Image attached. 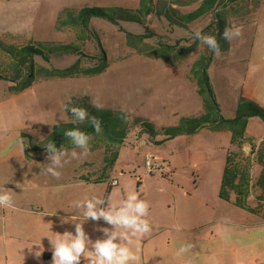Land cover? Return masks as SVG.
I'll return each instance as SVG.
<instances>
[{
	"label": "rangeland",
	"instance_id": "374dc122",
	"mask_svg": "<svg viewBox=\"0 0 264 264\" xmlns=\"http://www.w3.org/2000/svg\"><path fill=\"white\" fill-rule=\"evenodd\" d=\"M112 5L136 8L139 0H0L1 41L18 45L35 40L82 42L87 54L82 56L83 66L97 65L99 61L94 57H100L102 49L108 57L107 69L98 75L37 78L20 91H12L14 83L0 77V191L10 193L15 205L0 208V264H51L52 259L44 258V252L51 251V246L43 236L55 237L65 231L74 234V224H61L60 217L79 214L78 209L70 212L63 209L71 210L74 201L92 195H102L117 203L130 191L137 192L149 204L145 219L151 230L142 238H133L130 246L140 258L138 264H264V212L238 208L219 196L227 162L226 148L218 147L221 140L217 142L202 132L199 136L207 142L202 145L193 142L190 135L165 140L163 133L164 127L178 125L181 117L204 115L196 85L187 72L195 57L209 51L207 45L200 43L176 65L140 54L128 45L126 31L145 33L134 22L116 25L96 18L91 27L99 39L91 31L84 41L78 40L80 30H61L56 26L59 14L68 7ZM197 7L198 4L189 6L190 10ZM228 9L229 28L239 27L242 34L228 42L227 52L215 54L209 72L223 115L231 118L241 97L253 99L264 108V0L258 9L255 0H241ZM213 17L207 15L189 29L155 21L160 36L149 41L157 43L163 37L171 43L180 41L181 45H189L194 42V31L203 32ZM212 33L213 28L205 32ZM79 58L68 54L52 57L48 62L36 56L35 62L67 67ZM9 60L0 49V70ZM79 96L98 97L104 107L132 114V129L111 176L108 174L112 169L104 168L103 149H90L80 159H71L73 149L67 150L69 156L64 159L69 162L58 169L61 177L56 179L41 171L48 163V153L31 148L29 136L43 140L55 124L70 119L64 105ZM142 119L152 122L158 132L153 139L162 142H155L148 132L142 138L138 136L143 128ZM250 128L264 133V120L253 117ZM147 155L157 156L159 161L151 171L147 169ZM81 176L91 181L105 179L88 183ZM114 180L118 184H113ZM252 192L259 200L260 188ZM263 200L264 197L260 199ZM253 202L250 198L249 204ZM56 209V215L43 216L45 211ZM98 226L112 227L103 219L83 224L93 241L103 237V233L95 230ZM30 244L44 248L39 261L25 247ZM188 244L193 247L178 254L181 246ZM37 247L33 245L34 249ZM80 264H84L83 257Z\"/></svg>",
	"mask_w": 264,
	"mask_h": 264
},
{
	"label": "trees",
	"instance_id": "16d2710c",
	"mask_svg": "<svg viewBox=\"0 0 264 264\" xmlns=\"http://www.w3.org/2000/svg\"><path fill=\"white\" fill-rule=\"evenodd\" d=\"M241 0H139L136 8L112 6H86L83 8L68 7L64 9L57 18V28L65 30L74 28L80 30L79 41H84L88 33L92 31L99 39L98 33L91 27V23L96 18L107 19L108 21L120 25L121 22H134L145 29V33L136 34L126 31L127 43L138 53L148 57L160 58L164 62H173L180 65L182 60L195 51L200 44L195 40L190 46L174 43L160 37L161 40L150 42L153 37H157L159 28L156 22L168 23L172 27H182L189 29L190 25L201 21L207 15H213L214 19L209 27L203 31L208 32L213 28L214 34L221 47V52H227L229 43L223 39V31L230 27L228 12L229 7ZM257 9L261 6V0H255ZM191 4H198L194 10H190ZM156 19V20H155ZM0 49L5 52L10 60L0 70V77L11 81L12 91L24 90L32 85L37 78H70L80 76H94L104 72L108 67V57L104 49L100 57L95 56L99 63L95 66H83L82 56H87L83 51L82 42L63 40H35L26 45L15 43H5L0 40ZM68 54L78 55L77 62L67 67H50L37 65L36 56H41L48 62L52 57L62 58ZM214 53L205 51L195 57L189 65L187 75L195 83L197 92L202 101L204 115L201 117H181L178 125L166 126L163 128L165 140L179 136L190 135L204 127L215 130H230L232 132V149L228 151L226 167L223 173L219 196L225 201L236 206L255 211L249 204V197L256 187L261 193L259 200L263 198L264 191V168L258 180L255 182L251 178V157L242 154L239 147L248 138L246 132L251 117L259 116L264 120V108L253 99L241 97L238 103L237 114L233 118L225 117L218 100L216 91L211 81L209 68L213 61ZM90 96H79L72 99V105L85 108L90 115L96 116L102 125L103 131L97 134L94 128L87 122L83 124L58 123L53 127L52 132L43 140H36L30 137V145L34 151H46L45 145L54 143L59 149L61 146L65 150L73 149L69 138L64 136L67 129L78 127L91 135L90 149H103L105 170H111L117 163L120 156L121 146L125 143L132 129V114L113 107H104L97 110L91 106ZM69 118L71 113L68 112ZM121 116L124 119H121ZM142 130L140 134L150 133L152 139L158 135L152 122L142 119ZM155 142L160 143L162 141ZM255 146L252 145V153H255ZM260 162L264 164V147L259 149ZM31 157V155H30ZM82 179L90 183L104 182V177L91 181L87 176Z\"/></svg>",
	"mask_w": 264,
	"mask_h": 264
},
{
	"label": "clouds",
	"instance_id": "9594fccd",
	"mask_svg": "<svg viewBox=\"0 0 264 264\" xmlns=\"http://www.w3.org/2000/svg\"><path fill=\"white\" fill-rule=\"evenodd\" d=\"M241 34L239 27H226L223 31V39L230 43ZM193 40H199L200 43L207 45L210 51L219 56L221 47L216 36L203 34L202 30H195ZM89 103L98 111L104 109V104L100 102L98 97L91 99ZM64 110L71 113V118L65 119V123L83 124L87 122L97 134L103 131L101 121L96 116L90 115L85 108L72 105L71 99H69L68 104L64 105ZM121 119H124V117L121 116ZM64 136L69 138L73 145V150L70 153L71 159H80L89 154L91 135L75 127L65 130ZM45 149L48 153L46 156L48 163L41 171L59 179L61 172L58 169L63 168L64 164L69 162L68 159H64L69 156V152L63 146L58 149L51 142L45 145ZM75 149H81L82 151L78 153ZM8 181H5V183ZM113 183H116V181L114 180ZM105 204H107L106 207H98V205ZM14 207L12 195L7 191H0V208ZM75 209L79 210L78 215L60 217L61 224L68 222L74 224V234L65 231L55 237L51 235L43 236L48 238L51 246V264H80L82 257L84 264H130V262L138 264L140 258L130 246L133 244V238H142L150 232L151 228L149 221L145 219L148 215L149 204L147 201L140 199L137 192H128L126 197L117 203H113L109 198L102 195H92L74 201L71 210H63L70 212ZM56 214L57 209L51 212L45 211L43 216ZM101 219L112 227L98 226L95 230L103 233V237L93 241L85 232L83 224L87 220L99 221ZM176 227L179 230V226ZM33 245L38 247L34 249ZM25 247L28 248L30 254L34 255L36 260H40L44 251V248L41 249L40 244H30ZM191 247H193L191 244L182 245L178 254L187 252Z\"/></svg>",
	"mask_w": 264,
	"mask_h": 264
},
{
	"label": "crops",
	"instance_id": "0c3cea01",
	"mask_svg": "<svg viewBox=\"0 0 264 264\" xmlns=\"http://www.w3.org/2000/svg\"><path fill=\"white\" fill-rule=\"evenodd\" d=\"M214 56H215V54H214ZM214 56H213V58H214ZM210 67H211V65H210ZM209 70H210V68H209ZM245 96H247V95H245ZM250 96H252V95H250ZM250 98H253V97H250ZM220 105H221V103H220ZM221 107H222V105H221ZM222 110H223V107H222ZM236 114H237V112H236ZM236 114H235V116H236ZM231 118H233V117H231ZM252 119H253V117H251L249 119V124H248L247 132H246V137L248 138V140L245 143H243L241 145V147H239V148H240V150H241V152H242V154L244 156L251 157V159H252L251 160L252 161L251 178L255 182L260 177V175L262 173V170L264 168V164L262 162H260V158H259L260 157L259 156L260 154L258 152L259 149H261L262 147H264V133H259L257 130H254V131L251 130L250 127H251V124H252ZM202 132H204L207 137L212 138L213 140H216L217 142H218L217 139H220L221 140V143H219L220 145H218V147L219 148H223V149L226 148L227 154H228V151L233 148L232 147V132L230 130H215V129H212L210 127H204L202 129L198 130L197 132H195L193 134H190L189 137H191L190 139L193 142H198L199 144L205 145V144H207V142L205 140H202L200 138V136H199L200 133H202ZM143 134H145V133H143ZM143 134H140V135L138 134V136L141 137V136H143ZM223 137L225 138L224 140H226L224 143H222V138ZM143 143L146 144L147 141L146 140H143ZM252 145L255 146V150H256L255 153H252ZM147 157H148V155H147ZM117 163H116V165L114 166V168L110 171V173L108 175L111 176L113 174L114 169L117 167ZM147 169H148V166H147ZM83 174H85V173H83ZM263 197H264V191H263ZM250 198H253V200H254L253 203H250V206L252 208H254L257 213L258 212L263 213L264 212V204H263L264 203V200L263 201L258 200L256 198V196L253 195V192L250 195L249 199ZM255 211H253V212H255ZM44 258H50V259H52V252L51 251H45L44 252Z\"/></svg>",
	"mask_w": 264,
	"mask_h": 264
},
{
	"label": "built area",
	"instance_id": "2783aa9c",
	"mask_svg": "<svg viewBox=\"0 0 264 264\" xmlns=\"http://www.w3.org/2000/svg\"><path fill=\"white\" fill-rule=\"evenodd\" d=\"M159 164V161L154 157V156H148L147 157V166H148V169L149 171L152 170V168L154 166H157ZM116 183H113V184H117V180H115Z\"/></svg>",
	"mask_w": 264,
	"mask_h": 264
}]
</instances>
